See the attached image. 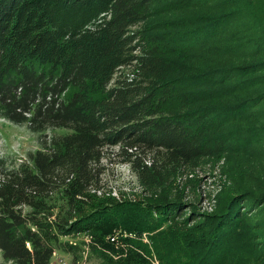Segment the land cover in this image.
<instances>
[{"label":"trees","instance_id":"1","mask_svg":"<svg viewBox=\"0 0 264 264\" xmlns=\"http://www.w3.org/2000/svg\"><path fill=\"white\" fill-rule=\"evenodd\" d=\"M0 119L40 143L0 156L7 264H264L255 184L191 225L169 198L184 167L264 141V0H0ZM108 164L144 196H99Z\"/></svg>","mask_w":264,"mask_h":264},{"label":"rangeland","instance_id":"2","mask_svg":"<svg viewBox=\"0 0 264 264\" xmlns=\"http://www.w3.org/2000/svg\"><path fill=\"white\" fill-rule=\"evenodd\" d=\"M193 11L184 12V15L193 14ZM199 14L208 16L217 15V12L200 11ZM169 16H157L150 18L151 21H163ZM143 29V28H141ZM225 36H220L215 42L221 41ZM226 41V40H225ZM226 59H221L222 65L227 66ZM238 62V61H237ZM234 65L235 62H228ZM127 71H125L126 73ZM65 134L66 131H61ZM264 141L261 139L258 143L250 145L242 153L234 155H223L218 158H206L196 166L184 167L173 182L175 186L170 201H178L184 206V214L177 221L191 225L190 219L194 214L202 220L204 217L217 214L219 206L227 204L229 198L234 192L249 191V187L255 184L258 189H253L251 194L257 198V203L261 209L254 211L255 216H261L264 212V189L262 186V172L264 164L263 159ZM40 149V143L37 136L31 133L26 126H18L4 119H0V156L11 157L13 159L26 158L27 154ZM105 192V195H101ZM102 192L99 196L106 198L109 195L118 199L135 200L144 196V189L139 184L137 177L132 173L127 165L108 164L107 172L103 177ZM262 193V194H260ZM244 194V193H243ZM229 196V197H228ZM262 204V205H261ZM195 215V216H196ZM81 240H85L81 238ZM154 253V252H153ZM89 256V257H88ZM84 255L79 264H104L103 261L95 255ZM157 259V258H156ZM159 264V260L155 261ZM0 264H7L0 255ZM52 264H73L68 256L57 253L54 256Z\"/></svg>","mask_w":264,"mask_h":264},{"label":"built area","instance_id":"3","mask_svg":"<svg viewBox=\"0 0 264 264\" xmlns=\"http://www.w3.org/2000/svg\"><path fill=\"white\" fill-rule=\"evenodd\" d=\"M146 240V242H147V238L145 239ZM85 241H89V238L87 237V238H85ZM56 255V254H55Z\"/></svg>","mask_w":264,"mask_h":264}]
</instances>
